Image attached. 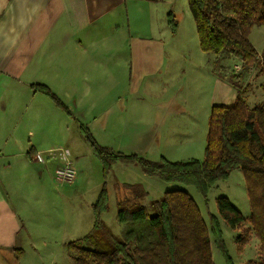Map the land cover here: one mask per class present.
Instances as JSON below:
<instances>
[{"label":"crops","instance_id":"1","mask_svg":"<svg viewBox=\"0 0 264 264\" xmlns=\"http://www.w3.org/2000/svg\"><path fill=\"white\" fill-rule=\"evenodd\" d=\"M183 7V0H0V264H66V243L78 238L83 221L69 225L63 211L69 203L61 204L55 224L36 238L17 209L11 185L16 175L27 178L38 171L43 176L52 163L56 170L69 160L77 174L86 172L85 155L68 145L70 138L86 141L81 125L116 152L136 143L150 159L189 161L203 154L206 135L198 142L194 123L173 122L171 116L181 104L182 88L167 97L176 51L164 39L165 22ZM196 54L192 71L200 66L211 75L213 64ZM220 59L227 68V57ZM216 73L220 89L204 98L198 112L236 101L238 91L225 71ZM35 85L47 86L68 111ZM136 90L150 98L133 104ZM36 163H44L46 171ZM32 185L45 196L48 188L36 176Z\"/></svg>","mask_w":264,"mask_h":264},{"label":"trees","instance_id":"2","mask_svg":"<svg viewBox=\"0 0 264 264\" xmlns=\"http://www.w3.org/2000/svg\"><path fill=\"white\" fill-rule=\"evenodd\" d=\"M195 19L200 47L205 53L220 58L236 56L243 68L257 67V76L264 74V49L259 53L250 40L256 24H264V0H188ZM168 23L176 33L178 23L170 13ZM34 88L50 97L68 111L60 99L44 85ZM231 106L214 105L211 109L205 158L189 161H158L137 154L116 152L101 145L89 128L81 131L93 154L102 164L107 178L117 162H138L148 176L166 182L194 186L207 201L209 190L219 181L229 178L232 171L241 169L246 181L251 214L247 219L227 197L217 199L218 211L233 228L240 229L238 249L242 251L252 233L261 242V261L264 264V101L251 106L241 87ZM135 189V197L147 195L140 184H127ZM156 214L139 202L130 207L120 205L118 218L127 224L124 240L119 241L107 229L103 215L109 209L106 183L91 205L94 222L83 237L66 243V250L75 264H215L212 256L210 231L223 253L226 264H234L229 255L219 218L211 214L210 227L191 195L182 189L170 190L154 201ZM19 249V253H21Z\"/></svg>","mask_w":264,"mask_h":264},{"label":"rangeland","instance_id":"3","mask_svg":"<svg viewBox=\"0 0 264 264\" xmlns=\"http://www.w3.org/2000/svg\"><path fill=\"white\" fill-rule=\"evenodd\" d=\"M183 7L175 16L178 23L176 33L171 30V27L166 20L165 29L166 35L164 39L166 43L175 48L174 57L176 59L175 74L172 75L168 82L171 86V90L168 96H171L176 92L177 88H182V92L179 97L181 98V104L175 108L173 122H191L196 125L198 142L200 140L207 141V135L209 130L211 110L207 108V111L200 110L198 108L203 103L204 98L211 99L215 93L218 92L220 87L215 83L217 78V70L225 71L227 74V81L236 89V85L241 87L244 97L248 100L251 106H254L264 101V74L257 76L258 68H243L242 61L236 56L228 55V67L217 65L216 54L205 53L202 51L199 42L198 31L195 23V19L190 10L189 4L186 0H183ZM186 8V9H184ZM167 24V25H166ZM168 26V27H167ZM250 40L255 46L256 50L261 53L264 49V24H256L250 34ZM196 51L203 56L205 63L213 64V71L210 75L209 72L204 75L200 66H197L196 72L192 71L191 60L192 57H196ZM224 65V63H223ZM217 68V70H216ZM199 72L202 74H199ZM215 70V71H214ZM207 77V78H206ZM157 84L162 86V82L157 80ZM151 96H158V91L152 93ZM213 94V95H212ZM133 104L140 103L144 98H150L143 93V90H136L133 92ZM136 99L139 101L137 102ZM183 101L185 106H183ZM188 101V103H186ZM142 103V102H141ZM210 101H207V107H209ZM137 105H134L136 107ZM72 142L70 138L68 145H70L72 152L78 155H85L83 158L85 171L83 174H77L75 180L69 182H59L55 174V165L52 163L45 170L44 163H36V167L44 169L46 171L43 176L36 171L37 175H29L24 178L20 175L14 177L12 186V196L15 195V204L20 214L29 221V228L34 232L36 238L37 235L47 233L48 226H52L53 216L60 211L61 204L69 203L68 209L63 210L69 216V225L74 221H83L80 231L77 232V237L81 238L88 233L93 226L94 217L92 211V204L96 201L103 186L106 183L109 191V209L103 215V222L107 229L114 235L119 241L124 240L127 224L121 222L118 218V211L120 205L130 207L133 203L139 202L146 205L150 216L156 214L154 201L160 199L165 192L175 190V186L187 191L194 199L198 207L200 208L204 218L206 219L208 226L210 227V213L216 215L220 220V227L222 231V237L226 249L231 256L234 264H247L250 261H261L262 255L260 251L261 242L259 238L252 233L251 240L245 245L244 249L240 251L238 249L237 238L240 234V229L233 228L223 218L220 217L217 205V199L219 197H227L233 205L242 213L246 220L250 217L251 206L249 196L247 192V185L241 169H235L226 180H219L208 193L207 201L198 192L194 186H187L178 182H166L159 177L147 176L140 164L135 163H122L117 162L114 164L109 176L105 178L103 167L101 162L93 152L87 141ZM136 143H129L124 146H120L125 149L126 152H122L126 155L134 153V150L144 152V154H138L141 157L150 159L149 153L142 150ZM102 145V144H101ZM105 146V145H103ZM117 147V146H114ZM164 148V145L159 146ZM75 149V151H73ZM137 154V153H135ZM160 155V154H158ZM155 156V155H154ZM162 157L156 156L154 161L160 160ZM205 158V150L203 154L199 156V160ZM184 161V160H183ZM65 164V163H64ZM63 164V165H64ZM61 165V166H63ZM89 167V169L87 168ZM34 176L40 180L48 190L45 196L42 197L40 192L35 191ZM125 182L133 184H140L149 193L146 197L136 198L135 189L127 187ZM179 189V188H178ZM43 201L49 202L45 206ZM71 204L78 206V209H73ZM47 213V214H46ZM41 217H48L46 220H42ZM246 225H249V221H246ZM26 233L25 229L22 231ZM76 238V239H78ZM212 256L215 264H226L225 257L215 242V237L210 231ZM75 240V239H73ZM72 241V240H71ZM51 243V242H50ZM46 251H43L42 256H45ZM65 253V252H64ZM66 254L67 251H66ZM66 264H75L73 259L69 256Z\"/></svg>","mask_w":264,"mask_h":264},{"label":"built area","instance_id":"4","mask_svg":"<svg viewBox=\"0 0 264 264\" xmlns=\"http://www.w3.org/2000/svg\"><path fill=\"white\" fill-rule=\"evenodd\" d=\"M59 182H72L77 177V169L72 161H67L63 166H60L55 171Z\"/></svg>","mask_w":264,"mask_h":264}]
</instances>
